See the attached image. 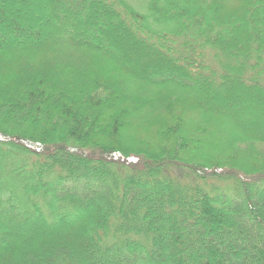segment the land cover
I'll return each mask as SVG.
<instances>
[{
  "label": "trees",
  "instance_id": "obj_1",
  "mask_svg": "<svg viewBox=\"0 0 264 264\" xmlns=\"http://www.w3.org/2000/svg\"><path fill=\"white\" fill-rule=\"evenodd\" d=\"M134 256L264 264V0H0V264Z\"/></svg>",
  "mask_w": 264,
  "mask_h": 264
},
{
  "label": "rangeland",
  "instance_id": "obj_2",
  "mask_svg": "<svg viewBox=\"0 0 264 264\" xmlns=\"http://www.w3.org/2000/svg\"><path fill=\"white\" fill-rule=\"evenodd\" d=\"M91 184H93V183H88L87 184V182H85L84 180H81V181H79L77 184H75V189L76 190H78V192H81V193H87L86 191H84L85 189L87 190V189H89L90 187H92L93 185H91ZM95 186V185H94ZM72 186H71V184L69 183V182H64L62 185H61V189H60V192H64V191H67V190H69L70 188H71ZM137 257L138 256H134V257H132V258H123V261L124 262H126L127 264H132V262L134 263V264H136L135 263V261L137 260Z\"/></svg>",
  "mask_w": 264,
  "mask_h": 264
}]
</instances>
